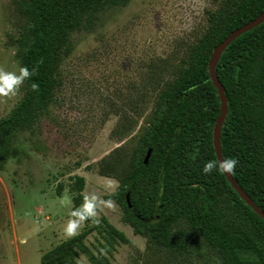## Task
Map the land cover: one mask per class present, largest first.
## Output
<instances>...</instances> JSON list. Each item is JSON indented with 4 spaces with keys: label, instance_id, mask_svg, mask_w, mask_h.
<instances>
[{
    "label": "rangeland",
    "instance_id": "rangeland-1",
    "mask_svg": "<svg viewBox=\"0 0 264 264\" xmlns=\"http://www.w3.org/2000/svg\"><path fill=\"white\" fill-rule=\"evenodd\" d=\"M227 1L132 0L106 9L93 29L72 33L54 102L33 130L18 133L20 155L0 170V264H42L45 252L89 228L86 249L76 247L72 264H222L185 220L171 229L184 245L162 246L135 234L107 196L132 171L162 91ZM23 21L14 0H0V72L19 75L7 39ZM23 94V81L14 93L0 94V118ZM77 175L85 178V198L95 197L94 223L73 215ZM103 217L129 241L111 235ZM69 221L76 225L72 236Z\"/></svg>",
    "mask_w": 264,
    "mask_h": 264
},
{
    "label": "trees",
    "instance_id": "trees-1",
    "mask_svg": "<svg viewBox=\"0 0 264 264\" xmlns=\"http://www.w3.org/2000/svg\"><path fill=\"white\" fill-rule=\"evenodd\" d=\"M130 1L14 0L24 21L7 42L15 47L20 68L30 74L23 79L22 98L0 118V170L20 155L18 133L33 130L54 102L61 66L73 49L72 33L93 29L106 9ZM263 12L264 0H228L210 15L186 66L162 91L134 151L132 171L107 196L122 207L135 234L162 246H181L185 242L176 240L171 229L183 219L218 253L222 264H264V216L224 171L201 172L207 161L219 162L214 134L222 101L209 70L213 50ZM216 72L228 106L220 129L223 159L238 161L233 179L264 210V21L232 40ZM73 185L77 194L72 212L81 219L87 215L82 207L85 178L77 175ZM83 220L96 222L94 216ZM102 220L111 235L129 241L107 218ZM90 232L86 229L45 252L42 264H72L76 247L86 249L83 239Z\"/></svg>",
    "mask_w": 264,
    "mask_h": 264
},
{
    "label": "water",
    "instance_id": "water-1",
    "mask_svg": "<svg viewBox=\"0 0 264 264\" xmlns=\"http://www.w3.org/2000/svg\"><path fill=\"white\" fill-rule=\"evenodd\" d=\"M262 21H264V12L261 13L259 16H257L256 18H254L253 20H251L250 22H248L246 25L239 27L237 29H235L234 31H232L220 44H218L212 53V58L210 60V64H209V70H210V75L213 79L214 84L216 85V87L218 88L219 91V95L222 101V105H221V114L217 120V124H216V128H215V134H214V142H215V148L218 154V158L219 161L223 160V156H222V150H221V144H220V129H221V125L222 122L225 119L227 110H228V106H227V97L225 95L224 92V86L223 84L220 82L217 72H216V65L221 57L222 52L224 51V49L232 42L233 39H235L237 36L241 35L244 31L249 30L257 25H259ZM150 152H148V155L146 157V159H148ZM226 175L228 176V178L232 181L233 185L237 188V190L241 193V195L247 200V202L251 203L253 205V207L264 216V210L260 209L250 198V196L248 195V193L242 188L240 187L237 182L233 179L232 174L231 173H227L225 172Z\"/></svg>",
    "mask_w": 264,
    "mask_h": 264
},
{
    "label": "clouds",
    "instance_id": "clouds-1",
    "mask_svg": "<svg viewBox=\"0 0 264 264\" xmlns=\"http://www.w3.org/2000/svg\"><path fill=\"white\" fill-rule=\"evenodd\" d=\"M29 71L27 68H20L19 75L12 72H0V94H8L14 93L15 89L21 84L23 79L29 76ZM238 161L235 158H225L219 162L210 160L203 164L201 168V172L205 175L210 174L213 170L216 171H224L227 173H231L236 167ZM92 200L85 198V203L83 205V211L87 215H81V220L87 218L88 216H93L95 214V205ZM80 215V213H77ZM76 225L69 221L68 226L66 228V232L68 236L74 235V228Z\"/></svg>",
    "mask_w": 264,
    "mask_h": 264
}]
</instances>
